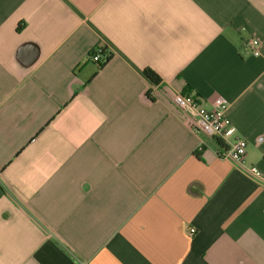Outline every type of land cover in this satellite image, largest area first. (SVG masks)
<instances>
[{
    "label": "crops",
    "instance_id": "0c3cea01",
    "mask_svg": "<svg viewBox=\"0 0 264 264\" xmlns=\"http://www.w3.org/2000/svg\"><path fill=\"white\" fill-rule=\"evenodd\" d=\"M0 264H264V0H0Z\"/></svg>",
    "mask_w": 264,
    "mask_h": 264
},
{
    "label": "built area",
    "instance_id": "2783aa9c",
    "mask_svg": "<svg viewBox=\"0 0 264 264\" xmlns=\"http://www.w3.org/2000/svg\"><path fill=\"white\" fill-rule=\"evenodd\" d=\"M247 46L254 55H260V40L258 38L248 39ZM107 57L108 53L101 48L90 54V58L96 63L103 62ZM173 101L179 109L188 115L192 129L204 131L224 142L226 148L221 154L223 158L232 159L255 176L260 175L256 165L245 163L247 141L245 138L235 135L237 128L227 115L229 102L224 96H218L210 104H207L202 97L192 93L178 92L174 95ZM195 231V228L190 229L191 234Z\"/></svg>",
    "mask_w": 264,
    "mask_h": 264
},
{
    "label": "trees",
    "instance_id": "16d2710c",
    "mask_svg": "<svg viewBox=\"0 0 264 264\" xmlns=\"http://www.w3.org/2000/svg\"><path fill=\"white\" fill-rule=\"evenodd\" d=\"M20 27H21V25L18 26V29ZM145 73H146V76L149 77L150 79H152L154 82H159V77L160 76L154 70H152L151 68L145 69ZM187 92H189V91H187ZM217 140H218V143H219L220 147L224 148L225 147L224 142L221 139H219V138H217Z\"/></svg>",
    "mask_w": 264,
    "mask_h": 264
}]
</instances>
